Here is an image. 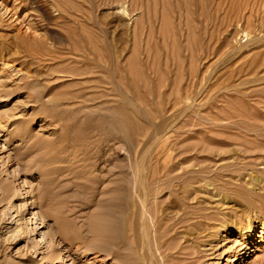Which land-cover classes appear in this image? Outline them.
I'll return each instance as SVG.
<instances>
[{
	"label": "rangeland",
	"instance_id": "374dc122",
	"mask_svg": "<svg viewBox=\"0 0 264 264\" xmlns=\"http://www.w3.org/2000/svg\"><path fill=\"white\" fill-rule=\"evenodd\" d=\"M173 263L264 264V0H0V264Z\"/></svg>",
	"mask_w": 264,
	"mask_h": 264
},
{
	"label": "bare ground",
	"instance_id": "6f19581e",
	"mask_svg": "<svg viewBox=\"0 0 264 264\" xmlns=\"http://www.w3.org/2000/svg\"><path fill=\"white\" fill-rule=\"evenodd\" d=\"M134 174H135V173H134ZM168 176H169V175H168ZM163 177H164V176H163ZM175 182H176V181H175ZM8 184H9V183H8ZM8 187H9V186H8ZM157 188H158V187H157ZM162 188H163V187H162ZM177 188H178V187H177ZM10 189H11V188H10ZM151 189H152V188H151ZM153 189H154V188H153ZM159 189H160V188H159ZM8 191H9V190H8ZM14 191H16V190H14ZM196 191H197V190H196ZM159 192H160V191H159ZM162 192H163V191H162ZM5 194H7V193H5ZM149 194H150V193H149ZM159 194H163V193H159ZM194 194H195V192H194ZM155 195H156V193H155ZM179 195H180V194H179ZM150 196H152V195L150 194ZM153 196H154V195H153ZM164 196H165V195H164ZM169 196H170V195H169ZM160 197H161V196H160ZM181 197H182V196H181ZM12 198H14V197H12ZM173 200H174V199H173ZM189 200H190V199H189ZM9 201H11V199H10ZM14 202H15V201H14ZM178 202H179V201H178ZM178 202H177V203H178ZM11 203H12V202H11ZM141 203H142V202H141ZM143 204H145L144 201H143ZM12 205H13V204H12ZM120 206H121V205H120ZM174 206H175V205H174ZM22 207H23V206H22ZM123 207H124V206H123ZM176 207H177V206H176ZM33 208H34V207H33ZM197 208H198V207H197ZM116 209H117V208H116ZM123 209H124V208H123ZM173 209H174V208H173ZM192 209H193V208H192ZM114 210H115V209H114ZM118 210H119V209H118ZM118 210H117V211H118ZM121 210H122V209H121ZM121 210H120V211H121ZM166 210H167V209H164V211H166ZM123 211H124V210H123ZM164 211H163V212H164ZM182 211H183V210H182ZM199 211H201V210H199ZM161 212H162V211H161ZM174 212H175V211H174ZM178 212H179V211H178ZM190 212H191V211H190ZM192 212H193V211H192ZM32 213H33V212H32ZM34 213H35V212H34ZM156 213H157V211H156ZM200 213H201V212H200ZM124 214H125V213H124ZM169 214H170V213H169ZM197 214H198V213H197ZM197 214H196V215H197ZM29 215H30V214H29ZM36 215H37V213H36ZM109 215H110V214H109ZM111 215H112V214H111ZM160 215H161V214H160ZM176 215H177V214H176ZM182 215H183V213H182ZM196 215H195V216H196ZM199 215H200V214H199ZM31 216H32V215H31ZM180 216H181V215H180ZM221 216H222V215H221ZM108 217H109V216H108ZM110 217H111V216H110ZM112 217H113V216H112ZM30 218H31V217H30ZM33 218H34V217H33ZM35 218H37V216H36ZM174 219H178V218H174ZM28 220H29V219H28ZM37 220H38V218H37ZM109 220H110V219H109ZM115 220L118 221L117 218H116ZM41 221H42V220H41ZM117 221H116V222H117ZM119 221H120V220H119ZM121 221H122V220H121ZM171 221H172V220H171ZM187 221H188V220H187ZM207 221H208V220H207ZM106 222H108V221H106ZM33 223L35 224V222H33ZM37 223H38V222H37ZM37 223H36V224H37ZM41 223H43V222H41ZM28 224H29V223H28ZM112 224L114 225V223H112ZM117 224H118V223H117ZM199 224H200V223H199ZM205 224H206V223H205ZM22 225H23V224H22ZM120 225H121V224H120ZM206 225H207V224H206ZM41 226H42V225H41ZM106 226H107V225H106ZM114 226H115V228H114ZM114 226H111V228L113 227L114 230L117 229L116 225H114ZM209 226H210V225H209ZM219 226H220V225H219ZM37 227H38V225H37ZM222 227H224V226H222ZM38 228H39V227H38ZM96 228H98V227H96ZM96 228H95L94 231H97ZM109 228H110V227H109ZM109 228H108V226H107V229H109ZM178 228H179V227H178ZM196 228H197V227H196ZM105 229H106V228H105ZM194 229H195V228H194ZM110 230H111V229H110ZM119 230H120V229H119ZM172 230H173V229H172ZM197 230H198V229H197ZM41 231H43V230H41ZM98 231H99V230H98ZM98 231H97V232H98ZM165 231H166V230H165ZM192 231H193V230H192ZM202 231H203V230H202ZM14 232H15V231H14ZM17 232H18V231H17ZM36 232H37V231H36ZM108 232H109V231H108ZM108 232H107V233H108ZM110 232H112V230H111ZM110 232H109V233H110ZM178 232H179V231H178ZM197 232H198V231H197ZM199 232H200V231H199ZM205 232H207V231H205ZM241 232H242V231H241ZM41 233H42V235H44V236L46 235L45 231H43V232H41ZM107 233H106V234H107ZM109 233H108V235H109ZM210 233H212V232H210ZM119 234H120V233H119ZM212 234H213V233H212ZM96 235H97V234H96ZM97 236H98V235H97ZM168 236H169V235H168ZM173 236H174V235H173ZM188 236H189V235H188ZM211 236H212V235H211ZM214 236H215V235H214ZM218 236H219V235H218ZM101 237H103V236H101ZM191 237H193V236H191ZM216 237H217V235H216ZM98 238H99V237H98ZM174 238H175V236H174ZM217 238H218V237H217ZM46 239H47V238H46ZM100 239H101V238H100ZM177 239H178V241L180 240L178 237H177ZM222 239H223V238H222ZM251 239H252V238H251ZM175 240H176V238H175ZM201 240H203V239H201ZM50 241H51V240H50ZM203 241H204V240H203ZM236 241H237V240H236ZM236 241H235V243H236ZM200 242H201V241H200ZM210 242H211V241H210ZM210 242H209V243H210ZM168 243H169V242H168ZM168 243H167V245H168ZM176 244H178V242H177ZM240 244H241V243H240ZM235 245H236V244H235ZM94 246H95V245H94ZM179 246H180V245H179ZM199 246H200V245H199ZM203 246H205V245H203ZM255 246H256V245H255ZM51 247H52V246H51ZM97 247H99V246H97ZM193 247H194V246H193ZM195 247H196V246H195ZM203 248H204V247H203ZM205 248H206V247H205ZM211 248H212V247H211ZM233 248H234V247H233ZM51 249H52V248H51ZM225 249H226V248H225ZM52 250H53V249H52ZM226 250H228V249H226ZM41 252H42V251H41ZM55 252H56V251H55ZM205 252H206V251H205ZM222 252H223V251H222ZM47 253H48V252H47ZM57 253H58V251H57ZM176 253H177V252H176ZM199 253H200V252H199ZM206 253H207V252H206ZM215 253H216V252H215ZM55 255H56V254H55ZM55 255H54V256H55ZM172 255H173V254H172ZM194 255H195V254H194ZM219 255H220V254H219ZM59 256H60V253H59ZM59 256L57 255V257H59ZM174 256H175V255H174ZM43 257L45 258V256H43ZM61 257H63V256H61ZM65 257H66V256H65ZM185 257H186V256H185ZM59 259H60V257H59ZM172 259H174V258L172 257ZM187 259H191V258H187ZM201 259H202V258H201ZM50 260H51V259H50ZM179 260H180V259H179ZM58 261L60 262V260L57 259L56 262H58ZM184 261H185V260H184ZM203 261H204V260H203ZM51 262H52V261H51ZM56 262H55V263H56ZM180 262H181V261H180ZM198 262H199V261H198ZM200 262H201V261H200ZM183 263H184V262H183ZM206 263H207V262H206ZM173 264H176V263H173ZM197 264H198V263H197ZM199 264H201V263H199Z\"/></svg>",
	"mask_w": 264,
	"mask_h": 264
}]
</instances>
